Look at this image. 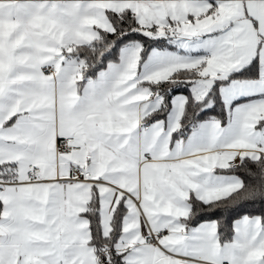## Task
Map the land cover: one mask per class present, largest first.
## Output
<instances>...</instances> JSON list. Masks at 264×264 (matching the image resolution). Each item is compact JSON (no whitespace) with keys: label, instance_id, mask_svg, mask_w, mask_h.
<instances>
[{"label":"snow or ice","instance_id":"obj_1","mask_svg":"<svg viewBox=\"0 0 264 264\" xmlns=\"http://www.w3.org/2000/svg\"><path fill=\"white\" fill-rule=\"evenodd\" d=\"M0 264H264V0H0Z\"/></svg>","mask_w":264,"mask_h":264}]
</instances>
